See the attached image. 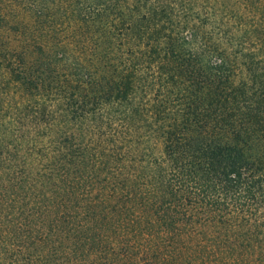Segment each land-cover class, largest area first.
Returning <instances> with one entry per match:
<instances>
[{"label": "trees", "instance_id": "16d2710c", "mask_svg": "<svg viewBox=\"0 0 264 264\" xmlns=\"http://www.w3.org/2000/svg\"><path fill=\"white\" fill-rule=\"evenodd\" d=\"M16 1L56 25L35 79L15 81L61 137L40 153L56 193L42 191L41 224L57 208L35 251L0 264H264V154L250 152L264 137V0L222 15L225 49L206 45L193 2ZM137 19L165 23L121 58Z\"/></svg>", "mask_w": 264, "mask_h": 264}, {"label": "rangeland", "instance_id": "374dc122", "mask_svg": "<svg viewBox=\"0 0 264 264\" xmlns=\"http://www.w3.org/2000/svg\"><path fill=\"white\" fill-rule=\"evenodd\" d=\"M177 2L175 12L183 9L182 3L185 2L187 7L193 2L194 5L190 6L192 9L205 12L198 16H201L203 21L200 33L205 34L206 45L209 48L213 49L215 42L220 48L231 46L225 39L227 33L225 36V32H219L218 24L222 22V15H231L238 9L236 0H177ZM169 6L173 8L174 4L171 3ZM0 11L3 14L0 23V259L5 261L20 259L22 255L35 251L41 232L45 234L51 229V220L57 206H54V203L50 204L49 201V215L45 214V221L43 220L41 224L39 202L43 190L50 200L56 193L51 189L53 186L51 180L47 178L44 180L43 176H40L39 162L40 153L46 152L42 149H52L56 141L60 142L61 137L58 139L53 133V126L50 125L48 128L41 123L42 110L37 102V92L25 88L20 81H15L18 78L17 74L24 75L26 70L31 73L30 78L35 79L40 68L41 53L37 48L40 36L44 32H56V25L49 29L52 28L50 26L52 18L39 19L28 7H23L16 0H0ZM164 23L165 21L160 19L150 22L139 19L132 21L134 30H128L124 37L121 35L119 37L125 44L121 46L115 42L119 57L125 58V51L129 47L134 45V48H137L135 47L137 44L138 46L143 44L145 40L143 31H146L145 34H152L163 27ZM67 33H70V30ZM21 114L22 123L14 121L16 116ZM75 127L78 130V126ZM252 145L250 152L253 155L264 154V137ZM7 244L12 245L10 248L13 253H9ZM18 246L20 251L17 250Z\"/></svg>", "mask_w": 264, "mask_h": 264}]
</instances>
